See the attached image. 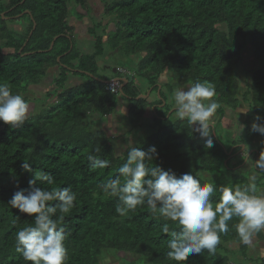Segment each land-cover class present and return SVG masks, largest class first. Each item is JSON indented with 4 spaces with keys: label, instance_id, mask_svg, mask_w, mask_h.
<instances>
[{
    "label": "trees",
    "instance_id": "16d2710c",
    "mask_svg": "<svg viewBox=\"0 0 264 264\" xmlns=\"http://www.w3.org/2000/svg\"><path fill=\"white\" fill-rule=\"evenodd\" d=\"M86 13L96 20L86 29L87 38L94 41L93 55L78 45L84 35L74 24L87 21ZM106 47L127 60L123 66L131 71L117 93L108 91L107 82L114 78L100 74L99 59ZM246 53L254 66L242 72ZM54 72V88L42 99L36 97V89ZM163 75L166 82H160ZM71 78L85 81L71 84ZM197 81L215 88L213 99L220 105L211 124L210 149L187 120L168 119L174 90ZM0 83L36 107L17 128L0 121V264H29L16 251V233L34 219L8 203L17 190L29 188L32 177L21 167L24 160L53 181H38V186L71 187L76 194L71 212L57 210L53 217L66 234V264H106L112 262L105 259L110 256L121 264H177L167 257L170 233L179 230L176 222L153 214L147 204L120 216L117 198L99 187L117 177L124 183L118 169L131 147L148 152L155 146L158 157L146 164L178 176L191 172L202 184H255L258 195L264 189V171L253 175L241 168L244 159L237 161L242 152L236 156L241 145L254 150L257 158L264 153V136L251 131L256 117L264 118V0H0ZM150 89L148 98L137 99ZM152 94H157L154 99ZM121 99L128 103L122 121L128 128L124 136H112L99 124L113 116ZM149 112L151 124L146 122ZM229 113L243 120L238 137L226 140L219 126ZM116 139L126 142L124 152L117 150ZM89 155L107 160L108 167L93 168ZM218 201L217 192L213 206ZM228 223L229 231L220 234L215 252L190 255L184 264H264V256L256 259L255 248L241 243L233 227L238 218ZM256 234L263 251L264 231Z\"/></svg>",
    "mask_w": 264,
    "mask_h": 264
},
{
    "label": "clouds",
    "instance_id": "9594fccd",
    "mask_svg": "<svg viewBox=\"0 0 264 264\" xmlns=\"http://www.w3.org/2000/svg\"><path fill=\"white\" fill-rule=\"evenodd\" d=\"M215 96V88L206 81H197L186 90L177 88L173 93L178 118L187 120L209 149L214 145L211 120L220 107L213 99ZM29 114L30 104L24 96L13 94L8 85L0 83V121L17 128L27 121ZM251 131L264 136V118L257 116ZM95 152L99 153L100 148ZM157 157L155 146L148 152L131 147L126 162L118 169L124 183L117 177L99 187L105 194L117 198L115 210L120 216L147 204L153 214L178 224L179 230L170 233L167 243L168 259L184 264L190 255L204 250L215 252L220 234L229 231L228 222L234 217L238 223L233 227L244 245L250 246L253 235L264 230V194H257L255 184L246 188L202 184L191 172L178 176L173 170L146 164ZM88 160L93 168H105L109 164L96 155H89ZM255 166L264 169V155ZM21 167L31 174L29 188L17 190L8 203L20 214L33 217L34 224L16 233V251L29 264H66V234L53 217L57 210L61 214L70 213L75 207L76 194L71 187L46 190L38 186V181L51 184L49 174L34 170L27 160ZM217 192L219 201L213 206L212 197ZM53 201L58 203L53 205L50 203ZM163 231L169 233V228L164 227Z\"/></svg>",
    "mask_w": 264,
    "mask_h": 264
},
{
    "label": "rangeland",
    "instance_id": "374dc122",
    "mask_svg": "<svg viewBox=\"0 0 264 264\" xmlns=\"http://www.w3.org/2000/svg\"><path fill=\"white\" fill-rule=\"evenodd\" d=\"M97 9H99V8H97ZM102 9H103V6H101V10L99 9L100 12L102 11ZM86 14H85L86 15L85 18H89L90 16H92V13H86ZM99 19L100 18H98V21H100ZM93 20L94 19L89 18L87 21L83 20L82 22H79V23H77L76 20L74 21V24L78 25L79 31L84 35L83 40L78 42V45L80 46V48L83 51H85L84 53L90 54V55L94 54V41L92 39L87 38V35H86L87 30L86 29H88L90 26H92L93 22L94 23L96 22V20H94V21ZM84 21H85V23L87 22V25H84V23H83ZM88 22H89V24H88ZM70 23H71V19H70ZM104 23L107 24L108 20H105ZM110 27H111V29L115 28L114 25H110ZM82 41H85V43H83ZM106 50L107 51H106L105 55L99 59L101 76L105 79H108V80L113 79V78L116 79V78H118V74L120 72V73H123V78H126V76L131 73L130 70H128L127 68H125L123 66V62H126L127 60H125V61L120 60L119 56H118L120 54L119 53L118 54L113 53L114 50H113V52L111 51L109 53V51H108L109 47H106ZM253 66H254V59H253L252 55L250 53H246L241 71L243 72V70H245V69H252ZM52 76H53V74L51 75L49 80L46 79L42 83V86H40L38 89H36V93H37L36 97L38 96L40 99H42L44 97V94L47 92V90L54 88L53 82H54V79H56L58 77V72H54V77H52ZM120 78H122V77H120ZM71 79H72L71 84H82L85 81V79H81V78L80 79L71 78ZM166 79H167V75H163L160 82H162V81L166 82ZM136 81H137L138 85H141L140 84L141 81H139L138 79ZM184 89L186 90L187 88H184ZM151 92H152V89H150L146 95L144 93L140 94V95H143L144 97L147 95L150 96ZM157 94H159V92H157ZM157 94H152L151 98L154 99L155 95H157ZM121 101L122 102L119 103L118 108H117L116 112L113 114V116L104 119V121H102V123L99 124V127H102V129H104L106 132H108L112 136H120V135L124 136L125 132L128 128L122 122V121H124L123 118L127 115L126 110L128 107V103L124 99H121ZM164 106H165V104H164ZM168 106H170V107L173 106V108L170 110V112L168 114V119L171 121L175 120V119H179L177 116V113L174 112L176 110L174 99L169 98ZM31 108L33 110L36 109V107L35 108L30 107V112L32 111ZM161 110L162 109L159 108V112H161ZM239 112L241 113V111H239ZM242 120H243L242 115H240L238 113H229L227 115V117L223 120V122L219 126V130L223 133V135L225 136L224 138H226V140H229V138L231 139L232 137H236V138L238 137V135L241 132ZM152 121H153V117L151 115V112H149V114L146 117V122L151 124ZM213 123H216V117L215 116L211 120V124H213ZM115 145L117 147V150L121 151V152H124L126 149V146H127L126 142L121 140V139H116ZM227 145L230 146L229 143H227ZM261 145H264V142L261 143ZM233 148L234 147H232L231 149H233ZM251 152L253 154L254 150H249V151H246V149H244L243 151L241 150L240 152H238L236 154V156H238L241 153V155H239L241 157L238 158L237 161L244 159V162L240 165L241 168H246L248 170H252L253 175L259 176L260 172L264 171V169H258L255 165H256V161L260 158L261 155H264V153H263V151H261V153H258L259 157L257 158V155L256 156L252 155V154L250 155ZM242 156H243V158H242ZM254 159H256V160L254 161ZM261 194H264V189H261ZM256 238H257V234L255 233L253 235L252 244L250 245V248L251 249L255 248L252 252L253 253L252 256H254L257 259L258 257L264 256V250L263 251L260 250V244L257 243ZM254 242L256 243L255 245H254ZM261 245L264 249V242ZM236 246L237 245H233V249L237 250L239 248V247L237 248ZM105 259L112 261L111 263L103 262L106 264H121L122 263L120 259H115L114 256L106 257ZM240 261H242V260L240 259Z\"/></svg>",
    "mask_w": 264,
    "mask_h": 264
},
{
    "label": "water",
    "instance_id": "95a60500",
    "mask_svg": "<svg viewBox=\"0 0 264 264\" xmlns=\"http://www.w3.org/2000/svg\"><path fill=\"white\" fill-rule=\"evenodd\" d=\"M54 44H55V41L52 43L50 50L53 49ZM117 82H118V83H121L120 91H122L123 88H124V86H125V84L128 83V80H127L126 78H116V79H114V80H111V81L107 82V84L117 83ZM122 82H123V83H122ZM159 92H160V90H159ZM148 96H149V95H147V96L144 97L143 95H140V96L137 97V99H140V98L146 99ZM244 149H245V145H241V150L243 151ZM229 154H231V152H229ZM251 154H252V152L250 153V155H251Z\"/></svg>",
    "mask_w": 264,
    "mask_h": 264
},
{
    "label": "built area",
    "instance_id": "2783aa9c",
    "mask_svg": "<svg viewBox=\"0 0 264 264\" xmlns=\"http://www.w3.org/2000/svg\"><path fill=\"white\" fill-rule=\"evenodd\" d=\"M120 86H121V83H111L109 84V87H108V91H111L113 93H117L118 91H120Z\"/></svg>",
    "mask_w": 264,
    "mask_h": 264
}]
</instances>
